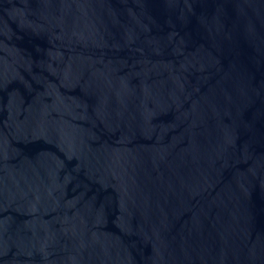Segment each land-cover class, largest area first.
I'll return each instance as SVG.
<instances>
[{"label": "water", "instance_id": "obj_1", "mask_svg": "<svg viewBox=\"0 0 264 264\" xmlns=\"http://www.w3.org/2000/svg\"><path fill=\"white\" fill-rule=\"evenodd\" d=\"M0 264H264V0H0Z\"/></svg>", "mask_w": 264, "mask_h": 264}]
</instances>
